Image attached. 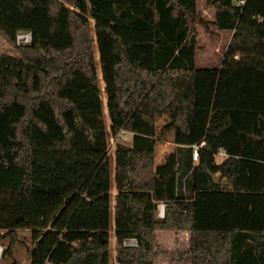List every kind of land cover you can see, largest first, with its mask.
I'll return each instance as SVG.
<instances>
[{"label": "trees", "instance_id": "trees-1", "mask_svg": "<svg viewBox=\"0 0 264 264\" xmlns=\"http://www.w3.org/2000/svg\"><path fill=\"white\" fill-rule=\"evenodd\" d=\"M198 1L0 0L13 53L0 54L7 255L27 229L30 264H111L112 215L117 264H264V0H205L212 23ZM196 24L232 32L220 67L196 66ZM170 111L173 193L159 200L155 117ZM120 131L132 136L114 160L112 209L108 139ZM158 231L187 232L188 249L162 252Z\"/></svg>", "mask_w": 264, "mask_h": 264}, {"label": "rangeland", "instance_id": "rangeland-1", "mask_svg": "<svg viewBox=\"0 0 264 264\" xmlns=\"http://www.w3.org/2000/svg\"><path fill=\"white\" fill-rule=\"evenodd\" d=\"M197 11L199 16L210 23L214 20V10L211 6H205V0H199L197 3ZM198 34V50L196 52V66L203 67H220L222 63L223 54L230 40V31L220 32L213 26L209 27V32L196 24ZM96 50V49H95ZM0 54L13 55L7 45L0 40ZM96 57L98 54L96 52ZM99 85L101 90V97L103 101L104 120L107 128L109 129L110 121L106 109V99L103 98L104 88L102 86V78L99 72ZM173 112H163L161 115L155 117V154H154V170L156 189L155 195L160 200L164 195H172L173 193V180H172V163L174 159V136H173ZM132 134L120 131L115 137L109 135L108 148L112 158V185H111V203L112 209L114 206V195L116 194L114 181V160L118 154L119 144L122 146H130ZM216 161H220V156H216ZM113 214V212L111 213ZM112 215H111V228L109 231V245L111 249V260L113 264V250L114 245L111 237L113 236L112 230ZM0 232H4L0 230ZM18 242L14 245L12 255H7L5 250L8 245V239H5L0 264H24V258H29L30 252L33 247V240L30 230H17ZM156 237L159 243V248L162 252L175 254L188 249L189 235L186 232L175 233L173 231H158ZM153 264H190L189 261L178 262L174 261L170 255H161L153 261Z\"/></svg>", "mask_w": 264, "mask_h": 264}, {"label": "built area", "instance_id": "built-area-1", "mask_svg": "<svg viewBox=\"0 0 264 264\" xmlns=\"http://www.w3.org/2000/svg\"><path fill=\"white\" fill-rule=\"evenodd\" d=\"M244 2V0H239L238 4H242ZM31 40V34L30 32L27 31H19L16 35V42L17 44H21V43H29ZM124 132V131H123ZM219 153H223V151H220ZM197 154H198V147L197 146H193V152H192V158L193 160L197 159ZM157 216L158 217H163L164 216V204L163 203H159L157 206ZM123 245L125 246H136V240L131 238V239H126L123 242ZM2 254V247H0V257Z\"/></svg>", "mask_w": 264, "mask_h": 264}, {"label": "crops", "instance_id": "crops-1", "mask_svg": "<svg viewBox=\"0 0 264 264\" xmlns=\"http://www.w3.org/2000/svg\"><path fill=\"white\" fill-rule=\"evenodd\" d=\"M219 31V30H218ZM224 31H226V30H224ZM224 31H220V32H224ZM231 34H232V32H230V36H231ZM195 60H196V58H195ZM197 67H203V66H197ZM219 156H220V161L223 159V157L225 156V154H223V153H219L218 154ZM4 232H0V235H2ZM187 233V232H186ZM188 234V233H187ZM111 239H112V242H113V245H114V247H115V240H114V237H111ZM3 241H5V239H2L1 237H0V245L3 247V245H4V242ZM113 257H114V261H113V264H117L116 262H115V252H114V250H113ZM1 258V257H0ZM24 264H30V256H29V258H24Z\"/></svg>", "mask_w": 264, "mask_h": 264}, {"label": "water", "instance_id": "water-1", "mask_svg": "<svg viewBox=\"0 0 264 264\" xmlns=\"http://www.w3.org/2000/svg\"><path fill=\"white\" fill-rule=\"evenodd\" d=\"M211 177L214 183H218L220 180V175L211 174Z\"/></svg>", "mask_w": 264, "mask_h": 264}]
</instances>
